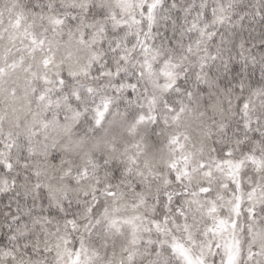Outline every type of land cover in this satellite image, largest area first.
I'll return each instance as SVG.
<instances>
[{
  "label": "snow or ice",
  "instance_id": "1",
  "mask_svg": "<svg viewBox=\"0 0 264 264\" xmlns=\"http://www.w3.org/2000/svg\"><path fill=\"white\" fill-rule=\"evenodd\" d=\"M0 264H264V0H0Z\"/></svg>",
  "mask_w": 264,
  "mask_h": 264
}]
</instances>
